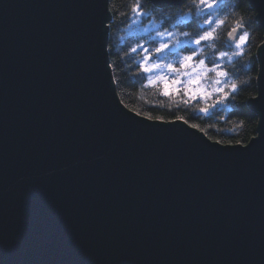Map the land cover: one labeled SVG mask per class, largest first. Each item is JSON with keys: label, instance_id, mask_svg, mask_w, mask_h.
<instances>
[{"label": "water", "instance_id": "1", "mask_svg": "<svg viewBox=\"0 0 264 264\" xmlns=\"http://www.w3.org/2000/svg\"><path fill=\"white\" fill-rule=\"evenodd\" d=\"M247 2L257 121L230 144L120 102L107 0H0V264H264V0Z\"/></svg>", "mask_w": 264, "mask_h": 264}, {"label": "trees", "instance_id": "2", "mask_svg": "<svg viewBox=\"0 0 264 264\" xmlns=\"http://www.w3.org/2000/svg\"><path fill=\"white\" fill-rule=\"evenodd\" d=\"M134 3L136 0H107L109 21L106 24V51L115 92L120 102L129 110L153 119L158 116L162 120H174L177 116H183L189 121V125L195 123L198 129H203L202 132L211 140L230 144L239 141V144H245L255 134L257 115L247 107L246 101L256 91V47L262 41L263 35L254 20L255 12L249 7L247 0H220L212 9L204 7L199 0H185L179 6L163 8L155 7L149 0H143V14L140 16L131 11ZM136 19L135 26L138 29L148 30H133ZM205 20L209 23L206 24ZM217 20L223 23L216 24ZM238 24L244 25L240 35L245 32L250 35L245 45L234 50L232 45L238 37L229 42L226 35L231 27H237ZM212 29H215L212 39L199 46L192 43L203 31ZM168 32L172 33V37L167 35ZM184 32L188 35L181 34ZM158 33L165 35L160 36ZM160 43H169V47L164 53L157 55H163L165 65L172 63L176 68H179L183 55L196 51L193 68L170 72L165 67L143 73L140 69L143 49L158 47ZM134 48L136 52L131 51ZM221 52L226 55L221 57ZM238 52L240 55H235ZM199 59L205 60L207 69L219 64L229 74L218 84L215 73L206 72L201 78L206 85L200 88L211 93L208 97H193L191 91H184L186 86L193 88L192 90L197 88L196 85H187V81L196 76L190 73L200 71L196 67ZM185 72L188 75H184ZM159 75L168 77L169 81L179 77L180 82L175 86L178 91L165 96L161 81L149 82L150 77L155 79ZM233 80L238 84L245 81L248 83L239 92L230 94L223 103L202 112L201 109L218 100V94L213 90L221 87L227 91V86Z\"/></svg>", "mask_w": 264, "mask_h": 264}, {"label": "snow or ice", "instance_id": "3", "mask_svg": "<svg viewBox=\"0 0 264 264\" xmlns=\"http://www.w3.org/2000/svg\"><path fill=\"white\" fill-rule=\"evenodd\" d=\"M220 2V0H199V3L203 4L204 7L208 8V9H212L214 8V6ZM131 11L136 15V16H140L143 14V0H136V3H134L132 5ZM209 19H211V17H209ZM206 24L209 23L208 20L204 21ZM216 24H221L223 23L220 20L215 21ZM244 27V25L242 24H238L236 28H234L232 30V33H229L230 35H232L233 33H236L239 29H242ZM215 29L209 30V31H203L202 34H200L196 39H194L192 41L193 44L199 46L202 42L205 41H209L210 39L213 38V33H214ZM182 35L187 36L188 33L184 32L181 33ZM158 35L163 36L165 35V33H158ZM167 35L169 37H172V33L168 32ZM249 33L245 32L243 35L240 36V39L237 43V48H240L241 45H245L247 43V38L249 37ZM173 39H175L173 37ZM179 42H176V45L178 46ZM169 47V43H160L158 47H154V48H144L143 52V60L140 62V69L142 70L143 73H151L154 70H159L162 68H167L170 72H180L181 69H188V68H193V64L195 63V58L197 57V52L196 51H192L190 52V54H186L183 55L180 58L179 61V68L174 67V65L172 63H168V64H164L163 63V55H157V54H162L164 53L165 49H168ZM132 52H136V49H132ZM259 53V50H258ZM221 57H224L226 55V53L221 52L219 54ZM235 55H240V53H235ZM150 58H152V62L149 63ZM229 59L231 60L232 57H229ZM159 61V62H157ZM114 67V65H113ZM196 67H198L200 69L199 73L195 76V78L193 79H189L187 81L188 85H198L201 78L206 74V72L211 71L215 73V76L217 77V83H220V80L222 78H226L228 77V72L224 71L223 68L219 65L216 64L214 65L211 69H207L205 67V60L203 59H199L198 60V64L196 65ZM195 71V69H193ZM184 75H188L187 72L183 73ZM260 77V73L258 74V78ZM156 80H159L162 82L163 85V94L165 96H168L170 94V92H175L178 91V89H176V85L180 82L179 81V77H177L176 79H172L169 81L168 77L164 76V75H159L157 77H155V79H152L151 77L149 78V82L150 83H155ZM247 81L243 82L242 84H238L235 80H233V82L228 85V90L226 91L224 88L221 87H217L215 88L213 91L215 93L218 94V100L213 101V105H209L206 108L201 109L202 112H207L211 107L219 104V103H223V101L225 100V98L229 97L230 94H235L237 92L240 91V89L242 87H246L247 86ZM184 91L187 93L189 91L192 92L193 97H195L196 95H200L203 97H208L211 95V93H208L207 91H205L203 88L197 87L194 90L188 88L187 86L185 87ZM258 96H261V92L258 91ZM256 97L252 96L250 97V100H255ZM137 115H139L140 113H136ZM148 119H153V117L148 116ZM156 121H160L163 124H172L175 121H182L183 124L188 125L189 121L187 119H185L183 116H177L175 117V121L173 120H162L161 117H155L154 118ZM191 128L194 129H198V125L193 123L189 125ZM200 131H203V129H199ZM260 135V134H259ZM254 140V139H253ZM252 140V141H253ZM215 143H219V141H216ZM237 143H239V141H237ZM250 147V144H248L246 147L242 148V149H247Z\"/></svg>", "mask_w": 264, "mask_h": 264}, {"label": "rangeland", "instance_id": "4", "mask_svg": "<svg viewBox=\"0 0 264 264\" xmlns=\"http://www.w3.org/2000/svg\"><path fill=\"white\" fill-rule=\"evenodd\" d=\"M136 23H137V19L136 20H134V22H133V24H134V26H133V30H136V31H146V30H148V28H145V29H138L135 25H136ZM241 36V35H240ZM240 36L234 41V43H233V48H234V50H239V48H237V43H238V41H239V39H240ZM199 72L198 71H196V72H194V73H190V75H197ZM194 78V77H193ZM188 85V84H187ZM206 85V83L204 82V81H202V80H200V82H199V84L198 85H196L197 87H202V86H205ZM188 88H190L189 86H188ZM195 88V87H194ZM191 89V88H190ZM193 89V88H192Z\"/></svg>", "mask_w": 264, "mask_h": 264}, {"label": "bare ground", "instance_id": "5", "mask_svg": "<svg viewBox=\"0 0 264 264\" xmlns=\"http://www.w3.org/2000/svg\"><path fill=\"white\" fill-rule=\"evenodd\" d=\"M152 5H153V4H152ZM155 7H156V6H155ZM159 8H162V7H159ZM233 28H236V26L231 27V28L229 29V31L232 30ZM242 30H243V28L237 33L236 37H239V35H240V33L242 32Z\"/></svg>", "mask_w": 264, "mask_h": 264}]
</instances>
